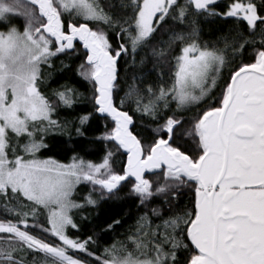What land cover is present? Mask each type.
Here are the masks:
<instances>
[{
    "label": "snow or ice",
    "instance_id": "6c2138e0",
    "mask_svg": "<svg viewBox=\"0 0 264 264\" xmlns=\"http://www.w3.org/2000/svg\"><path fill=\"white\" fill-rule=\"evenodd\" d=\"M0 264H264V0H0Z\"/></svg>",
    "mask_w": 264,
    "mask_h": 264
},
{
    "label": "trees",
    "instance_id": "16d2710c",
    "mask_svg": "<svg viewBox=\"0 0 264 264\" xmlns=\"http://www.w3.org/2000/svg\"><path fill=\"white\" fill-rule=\"evenodd\" d=\"M57 158H60V157H57Z\"/></svg>",
    "mask_w": 264,
    "mask_h": 264
}]
</instances>
